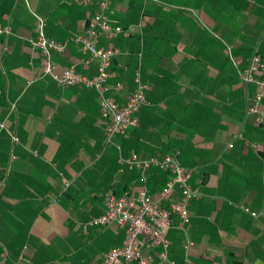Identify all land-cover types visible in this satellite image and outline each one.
I'll return each instance as SVG.
<instances>
[{
	"label": "crops",
	"instance_id": "crops-1",
	"mask_svg": "<svg viewBox=\"0 0 264 264\" xmlns=\"http://www.w3.org/2000/svg\"><path fill=\"white\" fill-rule=\"evenodd\" d=\"M29 7L44 18L48 38L67 42L52 53L57 71L74 67L90 77L97 66H82L86 55L73 40L97 11L96 0L88 7L0 0V26L10 28L0 34V119L18 137L13 144L0 133V264H101L124 239L115 223L90 224L104 196L143 184L155 193L169 178L150 168L144 182L122 161L131 152H176L192 171L200 197L189 202L185 228L174 219L167 233L169 260L264 264V124L246 113L255 87L241 82L227 53L241 67L254 53L264 59V0H111L109 19L133 27L113 40L121 53L110 66L109 82L120 83L112 95L125 101L137 69L149 87L136 125L110 139L94 89L61 87L43 74L29 42L36 35ZM204 26L216 29L223 47H211Z\"/></svg>",
	"mask_w": 264,
	"mask_h": 264
},
{
	"label": "built area",
	"instance_id": "built-area-1",
	"mask_svg": "<svg viewBox=\"0 0 264 264\" xmlns=\"http://www.w3.org/2000/svg\"><path fill=\"white\" fill-rule=\"evenodd\" d=\"M74 1L88 7L93 0ZM110 1L96 0L97 11L87 20L84 32L73 38L79 44L81 52L86 55L82 60V66L88 69L96 62V72L90 77L76 72L74 67L56 70L52 53L64 51L67 42L48 38L44 33V18L29 7V11L35 17L36 34L29 42L42 56L43 74L52 78L61 87L79 84L96 91L100 113L105 121L107 139L125 134L130 127L136 125V113L147 102L145 91L149 87L148 83L141 80L140 71L137 69L134 74L135 87L125 101L119 103L112 95L120 87V83L109 82L110 66L113 58L121 53L113 40L123 33L131 32L133 27L130 25L124 27L109 19L106 11ZM9 33V27L0 26V34ZM102 40L105 43H102ZM227 52L241 82L255 87L246 113L254 114L256 122L264 124V109L260 108V103L264 99V59L254 53L247 66L241 67L229 48ZM13 107L11 105V109ZM1 112L0 104V115ZM2 131L7 133L13 144L18 142V137L7 127L5 119H0V133ZM122 161L127 167L138 169L144 182L145 171L150 168L168 173L169 178L155 193H150L146 184H143L136 189H126L120 195L108 192L104 196V210L92 218L90 224L115 223L124 229V239L120 245L103 253L101 264H155V259L175 264L168 259L167 233L173 227L174 219H177L179 227L185 228L190 220L189 202L200 197L190 185L191 169L181 165L176 152L158 153L148 158H141L137 153L131 152ZM245 210L248 211L247 208ZM250 214L255 215L254 212ZM192 245L193 242L188 240L185 247L189 248Z\"/></svg>",
	"mask_w": 264,
	"mask_h": 264
},
{
	"label": "rangeland",
	"instance_id": "rangeland-1",
	"mask_svg": "<svg viewBox=\"0 0 264 264\" xmlns=\"http://www.w3.org/2000/svg\"><path fill=\"white\" fill-rule=\"evenodd\" d=\"M162 4V6H166V8L167 9H173L172 8V5H171V3H164V2H162L161 3ZM164 6V7H165ZM174 6V5H173ZM176 7V6H175ZM178 8V7H177ZM179 8H181V10L182 11H185V12H191V13H196V15L195 16H197V10L196 9H192V8H182V7H179ZM178 10H180V9H178ZM180 10V11H181ZM203 28H205V29H207L210 33H211V47H213V45L215 44V46L218 48V47H221L222 46V38L221 37H219V35L220 34H218V32L216 31V29H214L213 27H208V26H204ZM217 39V40H216ZM219 41V42H218ZM223 47V46H222Z\"/></svg>",
	"mask_w": 264,
	"mask_h": 264
},
{
	"label": "trees",
	"instance_id": "trees-1",
	"mask_svg": "<svg viewBox=\"0 0 264 264\" xmlns=\"http://www.w3.org/2000/svg\"><path fill=\"white\" fill-rule=\"evenodd\" d=\"M228 53V52H227ZM228 59H229V55H228ZM230 61V60H229ZM231 62V61H230ZM232 64V63H231ZM159 171V170H158ZM160 172H163V171H160Z\"/></svg>",
	"mask_w": 264,
	"mask_h": 264
}]
</instances>
